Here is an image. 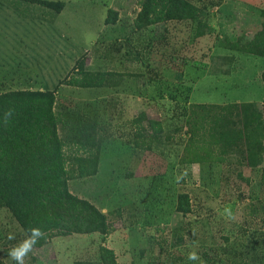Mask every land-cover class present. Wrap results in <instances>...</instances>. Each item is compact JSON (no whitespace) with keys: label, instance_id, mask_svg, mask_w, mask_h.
Here are the masks:
<instances>
[{"label":"rangeland","instance_id":"rangeland-1","mask_svg":"<svg viewBox=\"0 0 264 264\" xmlns=\"http://www.w3.org/2000/svg\"><path fill=\"white\" fill-rule=\"evenodd\" d=\"M56 1V0H55ZM17 11L0 0V92L55 89L67 109H85L101 126L98 171L69 180L72 193L106 213L111 232L55 236L33 245L24 264H98V246L118 264H264V159L258 167L225 162L181 164L187 138L181 109L192 102L263 107L264 57L231 47L261 28L264 0H190L207 23L169 20L135 31L139 0H60ZM85 68L123 73L116 87L61 83L80 56ZM163 126L151 149L136 147L140 112ZM57 123L67 120L56 109ZM188 193L191 211L175 210ZM30 239L0 207V257ZM195 253L196 259H189ZM19 264V262L17 263Z\"/></svg>","mask_w":264,"mask_h":264},{"label":"trees","instance_id":"trees-1","mask_svg":"<svg viewBox=\"0 0 264 264\" xmlns=\"http://www.w3.org/2000/svg\"><path fill=\"white\" fill-rule=\"evenodd\" d=\"M17 11L41 5L55 14L64 7L60 0H6ZM37 6V5H36ZM264 16V11H263ZM169 20L196 21L195 36L205 34L207 23L201 8L190 0H139L132 21L135 31ZM231 47L264 57V19L261 28L246 42ZM123 73L89 70L80 56L61 83L74 86L116 87ZM264 82V70L262 72ZM62 109L67 124L60 128L56 109ZM6 115V113H9ZM187 138L179 155L181 164L225 162L230 156L238 164L258 167L264 159V99L259 109L243 102H192L181 109ZM133 144L151 149L162 139L163 126L140 112L135 121ZM100 124L85 109H67L55 89H9L0 92V207L10 211L26 236L31 229L41 235V246L55 236L99 233L108 235L111 224L106 213L90 200L71 192L69 180L94 176L98 171L102 137ZM264 176V167L262 168ZM175 210L191 211L188 193L177 195ZM98 264H118L116 253L98 246ZM18 261L13 258V264ZM0 264H7L0 257ZM74 264H82L79 261ZM236 264H250L239 260Z\"/></svg>","mask_w":264,"mask_h":264},{"label":"clouds","instance_id":"clouds-1","mask_svg":"<svg viewBox=\"0 0 264 264\" xmlns=\"http://www.w3.org/2000/svg\"><path fill=\"white\" fill-rule=\"evenodd\" d=\"M9 113H6V115H9ZM33 238L30 242H26L22 247L17 248L14 251H10V256L14 259H16L19 264H24V257L25 255L31 250L32 246L34 243H36V238L41 235V231L38 228H33L31 229ZM195 253H190L189 254V259H196Z\"/></svg>","mask_w":264,"mask_h":264},{"label":"crops","instance_id":"crops-1","mask_svg":"<svg viewBox=\"0 0 264 264\" xmlns=\"http://www.w3.org/2000/svg\"><path fill=\"white\" fill-rule=\"evenodd\" d=\"M27 89H33V88H27ZM35 89H41V88H35Z\"/></svg>","mask_w":264,"mask_h":264}]
</instances>
